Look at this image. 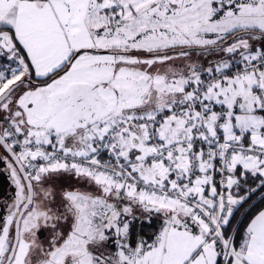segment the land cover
Listing matches in <instances>:
<instances>
[{
  "label": "snow or ice",
  "instance_id": "6c2138e0",
  "mask_svg": "<svg viewBox=\"0 0 264 264\" xmlns=\"http://www.w3.org/2000/svg\"><path fill=\"white\" fill-rule=\"evenodd\" d=\"M0 165V264H264V0H0Z\"/></svg>",
  "mask_w": 264,
  "mask_h": 264
},
{
  "label": "trees",
  "instance_id": "16d2710c",
  "mask_svg": "<svg viewBox=\"0 0 264 264\" xmlns=\"http://www.w3.org/2000/svg\"><path fill=\"white\" fill-rule=\"evenodd\" d=\"M4 183V192H5V188L10 184L7 180V177H6V174H0V185ZM1 193H2V190L0 188V198H1ZM260 200H261V196L260 195H256L253 197V200H252V204H259L260 203ZM248 207V206H247ZM246 207V208H247ZM155 227H158V225H144V231L146 233L154 230Z\"/></svg>",
  "mask_w": 264,
  "mask_h": 264
},
{
  "label": "rangeland",
  "instance_id": "374dc122",
  "mask_svg": "<svg viewBox=\"0 0 264 264\" xmlns=\"http://www.w3.org/2000/svg\"><path fill=\"white\" fill-rule=\"evenodd\" d=\"M0 167H3V166L0 165ZM0 188H1V190H2L0 201H2L7 195L10 194V186L8 185V186L5 188V192H4V183L0 185ZM246 207H247V206H246Z\"/></svg>",
  "mask_w": 264,
  "mask_h": 264
}]
</instances>
